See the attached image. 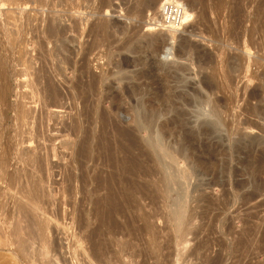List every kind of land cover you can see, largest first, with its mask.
<instances>
[{"label": "rangeland", "instance_id": "rangeland-1", "mask_svg": "<svg viewBox=\"0 0 264 264\" xmlns=\"http://www.w3.org/2000/svg\"><path fill=\"white\" fill-rule=\"evenodd\" d=\"M68 1L0 0V228L4 238L14 224L25 229L28 223L37 226L44 221L47 238L37 241V232V242L31 237L34 243L27 248L32 263L93 264L86 256L96 240L94 203L116 190L119 202L129 195L123 208L130 224L123 225L121 217L116 222L130 233L124 231L127 237L118 233V244L106 248L108 262H126L117 251L130 241L129 246L141 255L137 260L144 264H264V163H244L245 156L237 151L239 143L246 146L250 139L264 142V95L256 101L249 97L264 89V0H182L194 20L177 31L172 42L146 33L156 12L154 0H71L78 9H71ZM50 20L66 27L68 20H80L83 36L69 32L66 42L59 43L69 47L68 53L63 48V55L54 51L58 43L46 35ZM85 51L87 62L78 75L89 98L83 102L71 97L68 81L77 74L62 57L73 54L69 58L77 62L75 58ZM94 75L104 76L98 93L110 100L98 96V101L92 93L88 84ZM49 83L57 93L52 100ZM165 86L190 96L192 90L198 91L215 103L228 126L193 142L206 164H196L195 153L189 161L173 165L189 175L181 180L187 212L193 215L185 243L175 238L176 229L165 230L158 220L163 208H173L172 194L164 204L159 202L152 186L158 176L144 173L129 178L116 162L124 156L122 149L149 155L156 149L148 134L134 131V104L123 90L135 88L147 100ZM248 105L261 107L259 116L246 113ZM210 107L200 112L206 115ZM245 119L257 129H242ZM186 120L197 124L192 115ZM180 139H168L174 150ZM237 181L245 182L239 192L234 190ZM253 189L257 196L248 201ZM21 201L24 207L36 205L31 213L41 217L32 220L33 215L20 211ZM145 219L157 228L159 247L153 246L159 248L158 259L151 254L158 249L145 233ZM46 240L49 247L41 245L46 246ZM3 248L0 264H28L12 248Z\"/></svg>", "mask_w": 264, "mask_h": 264}, {"label": "bare ground", "instance_id": "bare-ground-1", "mask_svg": "<svg viewBox=\"0 0 264 264\" xmlns=\"http://www.w3.org/2000/svg\"><path fill=\"white\" fill-rule=\"evenodd\" d=\"M166 1H174L178 4H180L182 6V8L184 9L185 18H184V21H183L182 26L180 28H177V29L169 28L168 26H165V24L163 23V4ZM68 2L70 3L69 4L70 7L72 6L71 9H74V8L78 9V6H73V5H75V4H73L74 1L69 0ZM152 6L155 7L156 12L152 18L150 17L151 19H149V20H150L151 24L150 23L147 24V30H146L147 32L145 31L146 33H149L150 36L151 35H156V36L159 35V36L165 37V39L167 41L172 42L175 38V33L181 29H186L187 22H192L194 20L193 19L194 14L186 7V5L182 2V0H159V1L154 0ZM75 19H77V18H75ZM75 19H73V20H75ZM79 21L78 20L77 21H69L68 20L67 21L69 24L68 27L61 26L60 24H56L54 22H51V20H50L49 24L47 23L48 26L46 29V31H47L46 35L49 37L48 39H54V40H56V43H58L57 44L58 46L55 45L56 47H55L54 51H57L56 53L61 54L63 52L62 53V55H63L69 49V47H66L67 44L65 45V47L68 48L67 50H66V48L64 49L62 46L59 45L60 42L63 44V41L67 38L66 35L69 32H72L71 34H74L75 36H77L79 38L83 36L82 35L83 33L80 31V22ZM148 25H153L155 28L151 27V26L148 27ZM189 27L190 26H188V28ZM90 33L91 32H88V35ZM76 39H78V38H76ZM71 40L73 41V39H71ZM64 42H66V40ZM80 47H82V45L79 46V50H80ZM62 48L65 50V52ZM166 50H168V48H166ZM86 51H85V54L80 55V57H79L80 59L75 58V59H77V62H72L73 59L69 58L73 54H71L70 56L68 55L69 57H67V56L62 57L63 63L65 65H67L69 67V69L72 70L73 73L77 74V76H74L70 81H68L69 82L68 85L70 87L69 89L71 90V97H73L75 100L81 99V100H83V102L88 101L89 98L87 97V94L85 93L86 85L84 82H82L81 77H79L78 75L81 74V71L83 70L84 65H86V62H87L86 61L87 60ZM59 56H61V55H59ZM77 56H79V53L77 54ZM101 77H102V75H101ZM101 77H100V75H98V76L94 75L92 77L90 76L89 84H88L89 88L92 90V93H94L97 98H98V96L100 97V95L98 93V87L102 86L104 83L102 80L104 78V76H103V78H101ZM47 86L50 90V91L48 90V92H50L49 97H51V99H49V100H52V98L57 95L56 90H53L54 87L52 88L51 83H49V85H47ZM209 89H211V87L208 88V90ZM260 90H261V88H260ZM260 90H259V92L257 90H256L257 92L250 91V92H252L249 96L250 100L258 99V98H260V96L263 97L264 89L261 91ZM108 91H110V90H108ZM123 92H124L125 96H127L131 100V102H133V104H134L133 105V113H132L133 114L132 118H133V121L135 123L134 131H136L138 133L143 132V133L148 134L149 140L152 142V144L154 145V147L156 149L153 150V153L150 155L147 153H144V152L135 153L133 150H130V149H122V150H124V152H123L124 156L122 157L121 160L116 161V162H118L117 164H118L120 169L122 167L121 170H122L123 174L126 175L127 177L129 176V178L130 177L136 178L137 176H140L141 174L143 175L144 173H146V176L152 177V178L155 177L156 175L158 176L157 181L155 183H153L152 186L154 188H156L158 193H159L158 194L159 202L161 204H164L168 195L172 194L173 208L170 210H166L165 208H163L164 213L160 211L162 214L160 215V218H158V217L157 218L160 222L162 220V226H163V228H165V230L168 228L176 229V231L179 235L176 233L178 236L177 237L174 236V237L176 239L178 238L179 243H185V238L188 234L187 231L189 230V229H187V226L190 223V221L192 220L193 215H191L187 212L188 211L187 210V200H186V196H185L186 192H184V190H183V184L181 183V180L186 181L187 177H189V175L185 171L181 172V170L174 169L173 165L178 166L179 163L187 162V160L189 161L190 158L193 157L192 155H194L196 153V151L193 149V142L196 141V139H197L196 142H199L200 137L202 139V137H207V136L213 135V134L215 135L220 131V128L222 126H224L225 128L228 126L226 124H224L222 122V120L220 119L221 113H220V111L218 112V109H217L218 107L216 105L214 106L215 103L210 104V102L208 101V98L206 99L204 97V95H202L201 93H199L196 90H192L193 95L190 96L187 93L177 92L174 88H169V87L165 86L163 92H157L154 95V98H148L147 100H145L141 95L139 96V93L137 90H135V88H133L131 90L125 88L123 90ZM110 94L112 95V92ZM107 96H108L107 94H106V96L102 95L100 98H102L103 101H106L107 99L110 100V97H107ZM117 96L118 95H116V97ZM100 98H98V101L100 100ZM250 102H252V101H249V103ZM206 105H208L209 107H210V105H212L210 107L209 112H208L209 114L206 112L208 115L203 114L204 112H203V110H201V108L206 106ZM249 107L246 108V113L247 112H248V114L250 113L249 114L250 116H252L253 114H256V113H257L256 115H258L259 108L261 110V107H259V108L256 107L257 109L252 108V107L249 108ZM185 108H188V110H186ZM200 110L203 113H201ZM242 111H244V113H245V110L242 109ZM191 115L196 120L197 124H195V126L190 125L186 120L187 116H191ZM250 116H247V117L251 118ZM256 118H257V116H256ZM245 120H247V119H245ZM249 120H247V122L242 124V126L244 125V127H242V129L244 128L245 131H248V130L253 131L254 129H257V126L255 124L248 122ZM251 122H253V119ZM124 134L128 135V132L124 133ZM127 135H125V136H127ZM179 136H181V139H180L181 141L179 142V145H177L178 150H174L173 147L169 144L168 139H170V138L176 139ZM203 141L200 142V145L202 147L205 146L203 144ZM238 145H240L241 148H239V146H238L237 151L241 152L242 155L245 156L244 163H247V164H250V162L251 163H254V162L264 163V147L261 148V146H264L263 141H260L258 139H250L249 142H247L246 146H245V144L242 145L241 143H239ZM235 152H236V150H235ZM48 155H49V153H48ZM190 156H192V157H190ZM195 156H196L195 157L196 164H200V166H201L205 161H202V159L199 155V152H198V154L196 153ZM224 156L225 157L227 156L226 152H224ZM226 159H227V157H226ZM228 159H229V157H228ZM224 161H225V159H224ZM241 162H242V160H241ZM237 163H238V161H237ZM239 163H240V160H239ZM117 164L115 166H117ZM204 164H206V163H204ZM244 165H242V167ZM144 166L148 167V170L146 172H143V170H142ZM263 166H262V169H263L262 173H264V167ZM246 168H249V167L246 166ZM236 174H238V172ZM125 177H124V179H125ZM238 181H237L236 185L235 184H233V185H235L234 190L235 191L237 190L239 192L240 189L244 186L243 184L245 182L243 183V182H238ZM114 183H115V181H114ZM101 184L102 183H100L99 185H101ZM103 185H102V187H103ZM105 185H106V183H105ZM112 185H113L112 187H114V184H112ZM254 186H256V185H254ZM107 188L108 187H106V189ZM100 189H101V187H100ZM111 190L112 189H110L109 191H111ZM254 191H255L254 194H250L247 197L248 201H249V199L251 200L254 195L257 196V193H256L257 191L256 190H254ZM114 192L113 193L108 192L106 195V198H103V197L97 198V200L94 203V218H95V222L97 223V225L95 224L96 228L92 229L93 230L92 236L96 240L93 239L94 240V242H92L93 247H92V249H90V253L88 254L87 252H85V253H87L86 257L89 256L88 258H86V257L85 258L89 259V261L91 259L93 264H110L112 261L108 262V259H106L107 256L105 257L106 253H108V252L105 253L106 248L108 251V250H110L109 245L112 246V244L113 245L118 244V242L116 240L118 233H120L121 235L126 236V237L128 236V235L124 234V231L126 229L124 230L116 222L118 220V219L116 220V218L121 217L122 219H124L123 225L130 224L129 223L130 219H128V220L126 219V216H125L126 212L123 208L125 205L124 202L127 201L124 198H126L129 195H127V196L124 195L126 197L121 198L123 200V202H122V200L119 202V200L117 198V196H119V195H117L116 193L114 194ZM156 197H157V194H156ZM244 198H246V197H244ZM244 198H243V200H244ZM251 201H253V200H251ZM251 201H250V203H251ZM24 203L25 202H23V201H21L19 203V208L21 209L20 211L26 212L27 214L30 213V216L28 215V217H31V215H33V219L31 218L32 220H34V217H35V219H37V218L39 219V217H41V216H38L37 213H36L37 215L35 213H33V214L31 213V212H34L36 205L35 206L32 205L31 208L29 206L28 207L25 206L28 208V209H26L24 207V205H26V204H24ZM27 214H25V215H27ZM156 214H157V212H156ZM23 215H24V213H23ZM155 216H159V215H155ZM155 216H154V218H155ZM25 218H27V217H25ZM147 219H148V217H147ZM27 220L29 222H31L29 218H27ZM35 221H33V222H35ZM37 221L40 222L41 220L40 221L37 220ZM43 222H42V224H39V223L36 224L37 226H35L34 224L31 225L30 223H28L29 225L25 229L23 227H21V229H20V226H17V225H19V223L17 225L14 224L15 227L13 226L11 228V226H10L11 229L10 230L8 229L9 230L8 236L5 238H4V235L2 234L3 231L0 228V248L5 247L3 249H6V246L10 247L16 252V257L18 256V257L23 258V260H25L28 264H34V262L32 263L30 260V258L32 257V254H31V256L29 255V253H28L29 250H27V248H28L30 243H32V242L34 243L37 232H39V233H37V236L39 235L38 236L39 238L38 239L36 238L37 241L40 238L43 239L45 237V236H43V234H44L43 231L45 232V229H44L45 225L43 226ZM144 222H147L145 227H144V230H145V233L150 237L149 242H150L151 246H153V244L158 246L159 244H157V238H156L157 228L154 227L155 225L152 226V224L151 225L148 224L147 220ZM33 225H34V227H36L35 229H34ZM126 232H128V231H125V233ZM141 232H143V231H141ZM34 233H35V236H33ZM128 233H130V232H128ZM132 234H129V236L131 237ZM44 235H46V234H44ZM31 237H34V241H32V242H30ZM46 238H44V239H46ZM102 238L103 239L105 238L104 240L108 239V241L104 242V240H102ZM32 240H33V238H32ZM43 240H40V241H43ZM37 241H35V242H37ZM118 241H120V240H118ZM46 242H48V241L46 240ZM106 242H109V243H106ZM129 242H127V244H126V242H125V244L121 243L122 244L121 248H120L121 250H119V252L117 251V254H120L122 258L125 257V260H126V262H124V263H122L120 261V264H144L143 263L144 261L143 262H142V260L138 261L139 260L138 258L141 257V255L137 256L139 253H137L138 251L135 249L136 247H133L134 249L131 248V246H129ZM49 243L50 242H48V244L46 246H45V243L44 244L41 243V245H44V247H47V246L49 247ZM39 244H40V242H38V245ZM30 245H32V244H30ZM41 245H40V247H42ZM88 246H89V244H88ZM117 246H119V245H117ZM151 246H149V247H151ZM80 247H81V245H80ZM108 247H109V249H108ZM153 247H155V246H153ZM158 247L157 248L155 247L158 250L153 251V253H151L152 256H154V258L158 257V254H157L159 251ZM75 248H76V246H75ZM112 248H114V247H112ZM46 250H47V248H46ZM13 254H15V253L13 252ZM44 254H46V252H44ZM77 255H79V254H77ZM75 257L77 258L78 256H75ZM117 258H120V257L117 256ZM31 259H33V258H31ZM83 262H85V261H83ZM86 262H87V260H86ZM111 264H113V263H111ZM157 264H159V263H157Z\"/></svg>", "mask_w": 264, "mask_h": 264}, {"label": "built area", "instance_id": "built-area-1", "mask_svg": "<svg viewBox=\"0 0 264 264\" xmlns=\"http://www.w3.org/2000/svg\"><path fill=\"white\" fill-rule=\"evenodd\" d=\"M185 14L182 6L174 1L163 4V23L169 28L177 29L182 26Z\"/></svg>", "mask_w": 264, "mask_h": 264}]
</instances>
